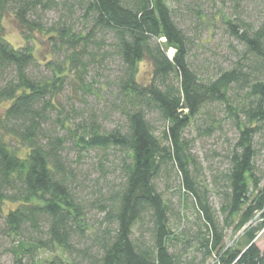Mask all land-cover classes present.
<instances>
[{
  "label": "trees",
  "instance_id": "16d2710c",
  "mask_svg": "<svg viewBox=\"0 0 264 264\" xmlns=\"http://www.w3.org/2000/svg\"><path fill=\"white\" fill-rule=\"evenodd\" d=\"M169 1L179 2L76 0L86 22L78 32L61 20L49 28L39 21L41 13L66 1L0 0V209L8 234L26 239L15 246L17 262L44 250L52 255L43 264H181V255L170 250L177 239L169 225L170 207L155 184L162 167L173 165L203 220L205 231L194 235L196 248L204 253L202 262L212 256L214 264H264V249L254 241L264 226V185L256 173L254 140L264 124V18L252 26L222 12L214 17L195 11L207 27L220 21L243 47L229 69L205 80L188 62L189 37L175 20L180 9ZM9 15L26 41L22 47L4 35ZM41 31L62 51V58L52 62L49 75L35 77L31 69L38 63L29 43L32 34ZM109 60L116 62L117 75L109 79V87L94 90L86 78L97 83L92 70ZM144 61L151 75L140 82ZM68 85H74L76 93H99L105 109L123 117V125L106 129L94 111L71 121L64 111ZM236 86L246 90L240 106H232L228 95ZM215 101L225 104L238 128L220 179L223 226L206 195L197 193L189 171L194 159L183 139L189 125L210 118L207 106ZM149 113L165 123L160 136ZM70 142L81 151L117 152L119 180L102 174L105 183L93 197L78 198L65 155ZM93 209L100 214L95 223L89 217ZM256 213L261 221L252 225ZM227 227L242 231L241 247L225 244Z\"/></svg>",
  "mask_w": 264,
  "mask_h": 264
},
{
  "label": "rangeland",
  "instance_id": "374dc122",
  "mask_svg": "<svg viewBox=\"0 0 264 264\" xmlns=\"http://www.w3.org/2000/svg\"><path fill=\"white\" fill-rule=\"evenodd\" d=\"M61 4L56 8L41 13L39 21L43 28H49L58 21H63L64 25H70L76 31H83L85 27L84 11L76 0H59ZM169 4L180 9L181 16L176 17V22L187 32L190 41V53L188 62L191 68L203 79H214L221 71L229 69L243 51L242 45L233 37L228 35L225 27L220 21L215 26L207 27L196 19L195 11L200 9L209 16H214L220 12L225 13L230 18L239 17L247 21L252 26L258 25L264 18V0H179ZM185 4L190 6L191 12L185 9ZM190 10V9H189ZM215 17V16H214ZM4 35L15 47H22L26 44L23 40L20 29L12 15L7 16L3 22ZM29 45L32 46L38 65L31 69L35 77L47 76L51 73L52 62L57 63L62 58V51L53 47L46 37L44 31L32 34ZM171 57L174 53L172 48L168 49ZM150 64L144 61L140 66L139 81L147 82L151 75ZM117 66L114 60H109L103 66L94 68L91 75L99 77L97 83L93 82L92 77L86 78L94 90L99 87H109V79L117 75ZM70 79L76 81L74 75L68 73ZM96 80V79H95ZM112 80V79H111ZM100 85V86H99ZM246 90H240L237 86L232 88L228 95L232 106H240ZM100 96L99 93H96ZM95 94L81 93L74 89V85H68L64 89V111L66 110L72 120L78 121L82 114V119H86L90 113L99 116V122L106 129H113L124 123L123 117L116 113H109L105 109L103 100ZM75 110V111H74ZM210 118L207 116L198 119L189 125L184 133L183 139L186 142V152L194 159L190 164L189 171L193 178L197 193L206 195L211 209L220 224L222 217L219 211L220 193L222 184L221 175L227 170L229 154L234 147L238 137V128L232 117L228 116L225 104L215 101L207 106ZM1 113V107H0ZM76 118L77 120H75ZM153 130L160 136L165 128V123L156 113L147 115ZM211 118L215 119L213 123ZM74 119V120H73ZM255 146L258 150L255 157L256 173L260 177V183L264 185V124L263 129L255 135ZM69 167L74 171L73 191L81 200H88L93 197L94 192L101 188L105 181L104 174L110 180H119L116 171L119 162V155L112 150H88L81 151L74 147L72 142L65 150ZM158 191L168 202L170 207L169 225L177 235L170 246L171 252L181 255V264H214V257H208L204 262L202 249H197V241L194 235L200 231L204 232L203 220L195 205L194 197L186 191L182 183V176L176 166L169 165L162 167L155 178ZM4 209H0V264H43L45 259L52 255L51 251L37 250L32 258L23 256L21 262H17L15 246L20 240L25 241L24 237L16 238L4 226ZM91 223L99 219L100 214L96 209L89 212ZM259 213L252 219V225L260 223ZM225 244L241 247L243 243L242 231L233 232L230 227L224 229ZM137 232V230H136ZM201 233V232H200ZM255 244L264 249V226L257 233L254 239ZM186 248V249H185Z\"/></svg>",
  "mask_w": 264,
  "mask_h": 264
}]
</instances>
